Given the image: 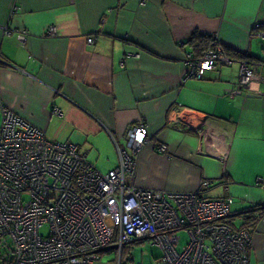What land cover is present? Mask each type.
<instances>
[{
  "label": "crops",
  "instance_id": "obj_1",
  "mask_svg": "<svg viewBox=\"0 0 264 264\" xmlns=\"http://www.w3.org/2000/svg\"><path fill=\"white\" fill-rule=\"evenodd\" d=\"M262 27L264 0H0V103L102 174L118 166L126 133L145 126L135 186L189 193L209 181L203 197L232 199L248 264H264V67L233 94L239 60L202 79L184 63L195 32L264 62Z\"/></svg>",
  "mask_w": 264,
  "mask_h": 264
},
{
  "label": "built area",
  "instance_id": "obj_2",
  "mask_svg": "<svg viewBox=\"0 0 264 264\" xmlns=\"http://www.w3.org/2000/svg\"><path fill=\"white\" fill-rule=\"evenodd\" d=\"M54 34L49 27L48 35ZM17 38L24 43L27 33ZM233 62L216 39L200 57H184L187 76L195 79ZM238 64L233 94L258 82L264 67ZM0 113V264H103L97 254L113 242L118 259L111 264H120L122 247L144 240L160 250L158 264H248L250 233L228 224L231 198L203 197L209 181L189 193L135 186L134 156L146 141L145 126L126 133V149L116 145L118 166L102 174L75 145L47 140L1 103ZM52 113L61 116L57 109ZM179 230L188 236L180 249Z\"/></svg>",
  "mask_w": 264,
  "mask_h": 264
},
{
  "label": "rangeland",
  "instance_id": "obj_3",
  "mask_svg": "<svg viewBox=\"0 0 264 264\" xmlns=\"http://www.w3.org/2000/svg\"><path fill=\"white\" fill-rule=\"evenodd\" d=\"M177 235L180 236V244L177 246L180 249L187 243L188 236L184 230L177 231ZM116 242H113L109 248H114ZM101 259V263L111 264L118 259V251L108 250L102 251L97 254ZM123 264H158L160 262L161 252L150 241L144 240L141 243H134L127 246L123 252ZM115 261V262H116Z\"/></svg>",
  "mask_w": 264,
  "mask_h": 264
},
{
  "label": "trees",
  "instance_id": "obj_4",
  "mask_svg": "<svg viewBox=\"0 0 264 264\" xmlns=\"http://www.w3.org/2000/svg\"><path fill=\"white\" fill-rule=\"evenodd\" d=\"M264 28V27H262ZM213 42H214V39L213 37L211 36H206V35H201L197 32L191 34L189 36V38L187 39V41L185 42V45L188 46V49H189V53L194 57V58H198L200 57L205 51L209 50V49H212L213 48ZM224 49V52L227 56H229L230 58H233L235 60H245L247 62H249V60L247 59L246 55H241V54H238V53H235V52H232L226 48H223ZM257 216H253V215H248V216H244V220L246 221L244 224H247L248 220H255ZM229 224V222H228ZM232 228V227H231ZM234 229V228H233ZM245 229V228H244ZM240 230V229H239ZM247 230V229H246ZM142 241H138V242H133V243H130V244H134V243H141ZM130 244H126L122 247L121 249V253H120V264H123L122 263V259H123V252H124V249L127 248V246H129ZM108 250H113V251H116L114 248H107L106 251ZM116 261V260H115ZM114 261V262H115Z\"/></svg>",
  "mask_w": 264,
  "mask_h": 264
}]
</instances>
